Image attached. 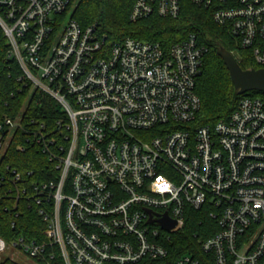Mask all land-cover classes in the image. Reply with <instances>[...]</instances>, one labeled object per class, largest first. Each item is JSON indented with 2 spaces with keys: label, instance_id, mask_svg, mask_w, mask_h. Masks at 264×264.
Listing matches in <instances>:
<instances>
[{
  "label": "built area",
  "instance_id": "built-area-1",
  "mask_svg": "<svg viewBox=\"0 0 264 264\" xmlns=\"http://www.w3.org/2000/svg\"><path fill=\"white\" fill-rule=\"evenodd\" d=\"M181 1L134 0L129 15L177 17ZM191 2L264 67V0ZM70 3L0 0L7 57L62 111L51 131L43 121L25 130L50 163L47 178L0 170V185L10 184L2 197L13 201L3 209L34 203L46 238L0 236V253L38 264H264V99L241 96L227 119L198 125L205 48L196 33L169 49L133 36L109 45L72 18ZM17 129L22 116L0 119V154ZM206 206L218 229L199 240L201 256L176 254L189 209ZM164 214L174 227L161 225Z\"/></svg>",
  "mask_w": 264,
  "mask_h": 264
},
{
  "label": "trees",
  "instance_id": "trees-1",
  "mask_svg": "<svg viewBox=\"0 0 264 264\" xmlns=\"http://www.w3.org/2000/svg\"><path fill=\"white\" fill-rule=\"evenodd\" d=\"M133 3L134 0H71L69 9L72 18L83 27L94 26L109 45L126 36H133L160 43L169 49L172 44L181 41L189 33H196L199 42L205 48L201 72L196 81V92L201 100L195 119L198 125L214 124L227 119L241 96H259L264 99L263 91L250 90L243 94L236 91L229 70L223 58L217 53V46L223 45L234 52L244 69L259 68L260 65L248 50L239 46L228 28L215 23L210 10L194 4L191 0H182L181 11L177 17H164L154 13L134 21L129 15ZM9 48L0 30V119L4 115L22 116L25 129H17L6 149L0 154V170L9 165L21 171L29 183L47 178L46 169L50 163L41 149L26 141L28 133L25 130L36 129L43 121L46 129L51 131L56 118L62 116V111L52 96L32 87L31 82L23 77L16 59L7 57ZM19 144H22L23 148H19ZM28 171L33 173L28 176ZM8 186L9 182L0 185V236L7 241L17 239L19 236L45 240L46 224L34 203L22 199L14 209H3L4 204L13 202L2 197ZM217 229V221L211 215L210 208L207 206L200 210L190 208L188 220L183 229L176 232L175 242L171 248L176 254L196 251L201 256L199 240ZM50 261L52 264H63L59 256ZM13 263L8 258L0 260V264Z\"/></svg>",
  "mask_w": 264,
  "mask_h": 264
},
{
  "label": "water",
  "instance_id": "water-1",
  "mask_svg": "<svg viewBox=\"0 0 264 264\" xmlns=\"http://www.w3.org/2000/svg\"><path fill=\"white\" fill-rule=\"evenodd\" d=\"M217 53L223 58L229 70L234 87L239 94H243L250 90L264 92V67L242 68L234 53L223 45L217 46ZM149 220L154 221L152 218ZM159 222L167 229L176 225V221L171 220L167 214H164L163 218L159 219Z\"/></svg>",
  "mask_w": 264,
  "mask_h": 264
},
{
  "label": "rangeland",
  "instance_id": "rangeland-1",
  "mask_svg": "<svg viewBox=\"0 0 264 264\" xmlns=\"http://www.w3.org/2000/svg\"><path fill=\"white\" fill-rule=\"evenodd\" d=\"M33 87V86H32ZM1 256H12L15 261H17L20 264H38L33 258H31L27 254L20 253L14 249H9V252L7 253H0Z\"/></svg>",
  "mask_w": 264,
  "mask_h": 264
}]
</instances>
